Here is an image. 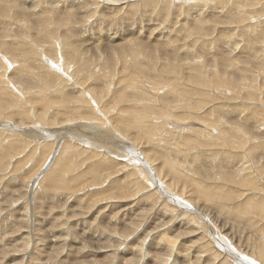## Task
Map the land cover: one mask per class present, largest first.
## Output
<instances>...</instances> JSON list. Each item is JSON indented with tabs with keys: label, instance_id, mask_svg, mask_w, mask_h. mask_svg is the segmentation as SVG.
<instances>
[{
	"label": "bare ground",
	"instance_id": "6f19581e",
	"mask_svg": "<svg viewBox=\"0 0 264 264\" xmlns=\"http://www.w3.org/2000/svg\"><path fill=\"white\" fill-rule=\"evenodd\" d=\"M23 1L29 4L33 2V0H16L14 6L24 5L25 8L27 3ZM34 1L37 2V0ZM44 1L53 5L58 0ZM67 1L73 3L77 0ZM152 1L133 0L126 8L129 11L134 9L135 15H150L149 17H151V12H153L151 11ZM171 1L175 2V0ZM121 2L124 1L121 0ZM212 2H214V6L221 5L225 6L224 8L228 4L240 3V7L238 3H235L240 8L237 16L231 15L232 12L230 11L231 14L229 12L228 15L232 19L225 14L226 20L223 21L224 23L234 22L240 25L241 21L246 18H256L255 11H263L264 9L263 0H251L253 5V8H250L251 11L246 7L249 4H245V6L243 0H223L221 2L213 0ZM101 3H104L106 11L101 15H97L99 19L96 21V26H91L88 29L92 32L93 29H97L95 27H100L99 25L103 19H107L103 18L107 13L108 15L110 13L112 19L117 17L118 20L122 19V16L111 13L113 10L111 6L115 4V0H97L98 5ZM141 4L143 6L139 9ZM176 5L175 3L174 7ZM191 6L193 7V5ZM214 6L211 7L214 8ZM43 9L45 8L43 7ZM68 11L72 12V9L70 8ZM129 11L125 9L121 13L126 15L128 12L131 15ZM74 13L68 14L67 17L69 18L66 21L65 17L61 21L68 22L72 17V23L79 20V17H75ZM92 15H96V11H93ZM29 16L27 15V18ZM193 16V22H197V19L202 18V13L197 12V17L192 12H187L185 15V17ZM148 20L150 21V19ZM202 21L200 20L201 23ZM70 23L69 21L68 24ZM202 24H205V21ZM155 25L156 22L150 23V27ZM153 27L152 30L157 26ZM196 28L194 29L199 30L200 28L202 34V28L205 27L198 25ZM173 31L172 34H169L165 30L163 34L159 32L160 34H157V36H161L159 38L164 37V39L174 37L171 43L166 40L165 45L172 44L170 47L174 53L180 55L179 52H181L184 45L182 48L177 46L178 40L182 37L185 38V36L182 35L181 31L176 36ZM102 32L97 34L98 39L101 38V34L102 37L103 35L109 37L107 31ZM194 33L192 32V34ZM207 33L208 30L206 36ZM186 34H188L187 30ZM121 36L123 38L115 41L124 40L125 43L119 42L117 55L102 53L104 48L101 47L103 49H100L98 45H94L93 48L96 49L91 47L89 51V48H86L89 52L86 55L87 51L83 48L86 55L84 63L93 60L95 64H98L96 70H93L96 74L94 77L91 74L92 72L88 73L85 70V64L81 63L83 65L79 64L80 66L77 67L79 71L75 72L76 74L73 76L69 72L65 75L63 70L61 74H54L52 77L42 74L36 75L38 73H27L26 75H29V79L32 81L31 85L27 83L20 84L21 80L18 82L19 84L13 83L9 80L11 76L8 79V85L18 86V89L15 88V90L18 92L19 99L25 101L26 95L34 91L36 100L39 98L47 106L39 105L40 101L35 102L38 105L33 104L36 101L34 99L32 102L28 100L32 104L31 108H34L31 111L28 108L29 106L14 105L19 101L17 97L13 99L14 104H9V101L7 107L0 106V118L6 116L7 113H10L12 118H17V122L12 119L13 124L10 122H7V124L2 123L0 119V195L9 191L11 197L7 200L8 204L14 205L10 208L13 209V213H19V219L18 217L17 219L20 221H15V223L12 220L3 228H0V264H29L27 257L33 259V264H42L41 258H39L42 254H38V250L49 251L52 247L51 241L56 236H58V242L60 243L63 238L58 233H62L69 228L71 225L70 220L74 216H86L88 213L96 214V216H100L105 220L99 222L100 232L96 226H84L82 232L87 231L86 234L76 235L75 237L81 241L86 240L85 245L73 238L61 249H57V254L52 249L51 255L48 254L51 256V263L104 264L99 260V256L95 257L98 258L97 260L91 258V256L94 257L93 254L99 255L101 253L97 252L104 251L103 253L107 257L105 264H264V164L256 161L259 159L256 157L259 153L256 155L257 152L250 151L256 148L254 145L255 137L259 134L255 132V126L248 124L249 121L254 120L256 107L253 108L254 112H252L254 116H249L246 119L248 122H243L242 127L239 124H242L243 116L236 110L239 106L234 104L230 107V103L228 105L225 103V98L228 100L233 98L237 102L236 98L245 86L226 77V81L230 84L228 86L226 81L222 79L225 78L222 72L220 74L215 73V71L206 73L205 68L202 70L198 66L201 63L196 61L197 66L194 63V66L187 63L191 66L189 70L186 67L187 65H182L183 67L178 70L177 67L181 63L173 64L174 61L167 62L168 59H166V67L156 68L151 63L152 56H147L146 53L141 54L139 50H130L139 44L135 39H129L130 36L126 37L124 34H121ZM202 37L205 44V40L207 41L208 38L204 39V35ZM260 38V49L257 53L258 57L261 58L264 56V37L261 36ZM13 40L15 41V39ZM225 40L228 42L230 39ZM66 41V44H69L67 39ZM197 41L195 44H197ZM63 44L65 43L63 42ZM12 47L14 48L13 45ZM12 47L8 48L12 49ZM109 47L113 48L115 46L108 45L106 48ZM185 48L184 54L192 56L193 50L188 46ZM6 50H4V53ZM24 52L26 53L25 50ZM6 53L10 54V51ZM67 53L72 54L71 52ZM136 54L146 58L150 65L145 60H143L144 62L140 61L134 56ZM252 54L255 57V53ZM185 55L181 57L185 59ZM11 56H9L10 59L13 58ZM7 57L4 59H7ZM14 60L16 61V59ZM39 61L41 62V60ZM113 62L121 65L117 66L115 63L112 65ZM55 65L56 63L50 60L45 68L50 69L52 72L53 68H57ZM92 65L94 66V64ZM21 66L23 65L18 66L16 71H19ZM26 67L24 68L27 69ZM31 67L29 71L34 69L33 66ZM121 70L123 71L122 75L119 74ZM13 71L11 70L8 75ZM90 71L92 70L90 69ZM111 71L117 72L118 75L112 76ZM210 75L217 77L214 81L211 79V83L207 79ZM246 80L248 81V79ZM247 83V87L251 85L249 87L251 90L255 87L254 91L257 94L256 89L258 87L254 84V87H252V83ZM224 84L232 89L231 94H223L222 98H216L215 96L221 93V86ZM32 87L34 90H31ZM4 92L0 96V100L1 98L10 100L12 95ZM52 92L55 94L54 97L48 95ZM257 98L259 96H255V100ZM214 100H218L220 105L216 106ZM223 105L228 108L225 109L226 107ZM221 109H223V114L220 112ZM214 111H216V115H214L216 118H213V120H216L211 122V120L209 121V115H213ZM166 120H170L173 127H178L176 129L178 131H174L178 134L181 133L178 138L174 136L172 142H169L165 137L169 136L170 133L166 126ZM161 121H164L163 125L166 127L164 133L159 130L162 128ZM228 122L231 125L230 127L227 126ZM27 126H31V128L27 129ZM248 126L251 131L248 130L249 128L247 129ZM181 127L184 128V133L179 130ZM207 128L214 133L207 132ZM155 131H157V134H155ZM201 136H203V140L200 139ZM169 137L173 139V136ZM261 137H257L258 140ZM40 138H53V140L46 143V141H38ZM65 138L68 139L65 140ZM33 139L36 141H33ZM155 140L158 145L153 144ZM162 141L163 143H161ZM248 141L251 142V145L253 142L252 146L255 147L249 148L251 145L248 147ZM196 145L197 148L199 146L202 150H196ZM208 145L211 147L209 148ZM158 146L161 148L159 149ZM181 146H185L188 151L181 152L183 150ZM179 148L182 150L180 151ZM157 149H159V154L155 158L148 153V151H154L152 154H155ZM192 149H195L197 153ZM171 152L172 156L166 155ZM199 153H201L199 155L201 157L209 154L211 158H208V156L204 158H208L213 164L207 166L206 162L203 161L205 159H202L203 157L200 159L197 156ZM246 153H249L248 155L253 154V156L251 155L252 158L246 155V158H251L249 160L251 163L246 160ZM177 155L181 157V160L177 159ZM215 158L223 162L218 164ZM133 159L139 160V163ZM258 162L263 166L260 167ZM34 165H36L35 169H33ZM38 187H42V193ZM21 196H23V199L20 201ZM60 196H66L67 198L62 200ZM85 196H88L86 201H84ZM43 198H46L49 203L44 208L41 206L45 204ZM39 199L42 200L39 201ZM97 202L101 204H96ZM69 204H73L74 209L69 210L67 208ZM2 208L0 207L1 210ZM66 208L67 213L65 214ZM3 209L5 210V208ZM45 215L48 216L49 221L42 228L44 218L46 220ZM13 217H15V214ZM1 224L0 219V227ZM101 232L105 235L101 236ZM107 237L113 238L104 242L103 240ZM72 243H76L78 246L72 247ZM103 257L105 259V256Z\"/></svg>",
	"mask_w": 264,
	"mask_h": 264
},
{
	"label": "rangeland",
	"instance_id": "374dc122",
	"mask_svg": "<svg viewBox=\"0 0 264 264\" xmlns=\"http://www.w3.org/2000/svg\"><path fill=\"white\" fill-rule=\"evenodd\" d=\"M124 2H121V0H115V4H110L112 5L111 7H113V10H112V14H117L118 16H122V19L121 20H118L117 18H114L112 19L111 18V15L108 13L103 17V18H107L106 20L103 19L100 23V27H95L97 29H93V32L91 30H88L91 26H96V21L99 19L97 15H101L103 13H105L106 9L104 8V3H101L100 5L97 4V0H77L73 3H69L67 0H58L55 4L53 5H50V4H47V1H44V0H37V2H35L33 0V2H31L30 4L27 3L25 8H24V5L23 6H14V4H16V0H1L0 1V96H2L4 90H6L4 93H10L12 95L11 99L10 100H7L6 98H1L0 100V106H3V107H7V104L8 102L10 101L9 104H14V98L17 97V99L19 100L17 103H15L14 105L16 104H19L21 106H29L28 108L32 111L33 109L31 108L32 104H30L32 101L36 100V96H34V91L31 92V93H28V95H26V99L25 101H23L24 99H19L18 98V92L15 90V88L18 89V86L14 87L12 86L11 84L8 85V81L10 80L11 82L13 83H17V84H22V83H27V84H30L32 83V81H30L29 79V75H26L27 73H38L36 75H45V76H48V77H52L54 74L57 75V74H61L62 70L65 71V75L68 74H72L75 75L79 70L77 67H79L80 65L82 66L83 64L81 63H84V58L86 55H88V51L91 49H96V48H93L94 45H98V47L100 49H103L102 50V53H108L110 55H117V53L119 52V49H117V45L120 44V43H125L124 40L122 41H115V40H118L120 38H123L121 36V34H124L126 35V37H129V39H135L137 41V44L135 47H132L130 50H139L141 54L143 53H146L147 56H152L151 57V63L152 65H154L156 68L157 67H166V63L167 62H173V64H180L178 65V70L179 68L181 69V67H183L182 65H187L186 67L188 68V70L190 69L189 66L190 64L193 65H198V63L196 64V62H199L201 63L200 65H198L202 70L205 68V71L206 73H209V72H214L215 73H218L220 74V72H222L224 74L223 77L225 78H222L223 80H227L226 77H229L233 82L237 81L239 83L242 84V86L244 85L245 88L243 90H241V93L238 95V98H236L237 102L235 101V99L233 98H230L231 100H228L227 98H225V103L228 105L229 103L231 104L230 107L237 105L239 107H237V112L238 113H241L242 116H243V121H242V124L240 123L239 125H241L243 127V122H248V120H246L249 116H254L252 114V112H254V109L253 108H258L259 110H256L255 112V116H254V120L253 121H249L248 124L250 123V125L252 126H255V132L258 133L259 135L257 137H261L259 140L257 137H255V146L256 148H253L255 146H252L253 145V142H252V145H251V142L248 141L247 142V145L249 148H253V150L249 149L250 151H255V153L257 152L256 155H259L256 156L258 157L259 159L256 160V161H259L261 164H264V117H261V116H264V73H263V70H264V56L263 57H258V53L259 52V49H260V46H259V43H260V37H264V9L263 11H255V17L256 18H253V19H248L246 18L245 20H242L240 23V25L238 23H234V22H229V23H224L223 21L226 20L225 18V14L230 17L228 15V13L230 12L231 15H236L237 16V13L238 11L240 10V8L237 7V5L235 3H238V2H235L231 5H226V8H224L225 6H221V5H217V6H214L215 4H213L214 2H212L213 0H175L174 1H171V0H153L152 1V10L153 12H151V17H149L150 15H135V10L132 9L131 11H129L126 7L127 5H129V3H131L133 0H122ZM134 1H141V0H134ZM157 1V2H156ZM197 1V2H195ZM216 1H223V0H216ZM236 1H239V0H236ZM245 1V2H244ZM264 1V0H263ZM14 2V3H13ZM121 2V3H120ZM201 2V3H200ZM211 2V3H210ZM110 3V2H109ZM120 3V4H119ZM123 3V4H122ZM163 3V5H162ZM165 3V4H164ZM171 3V4H169ZM177 4L176 7H174V4ZM195 3V4H194ZM46 4V5H45ZM118 4V5H117ZM122 4V5H121ZM160 4V5H159ZM193 5V7L191 5ZM243 4L245 5H248L249 6H246L247 8H249L248 10L251 11L252 9L250 8H253V5L251 4V0H243ZM2 5V6H1ZM5 5V6H4ZM162 5V6H161ZM171 5V6H170ZM190 5V6H189ZM208 5V6H207ZM42 6V7H40ZM56 6V7H55ZM143 5L141 4L140 8L142 7ZM170 8V9H168ZM189 6V7H188ZM196 6V7H195ZM211 6H214L211 7ZM218 6H220V8H218ZM234 7V8H231L233 11L235 9V11L233 12L230 7ZM238 6L240 7V3H238ZM251 6V7H250ZM5 9H4V8ZM43 7L45 9H43ZM58 7V8H57ZM166 7V8H165ZM186 7V8H185ZM192 7V8H190ZM222 7V8H221ZM236 7V8H235ZM245 7V8H246ZM12 8V9H11ZM72 9V12L71 11H68L69 9ZM174 8V9H173ZM210 8V9H209ZM212 8V9H211ZM238 8V9H237ZM246 8V10H247ZM11 11H9V10ZM22 9V10H21ZM59 9V10H57ZM127 10L130 12L131 15H129V13L127 12L126 15L122 14L121 12L123 10ZM146 10V7L144 8ZM167 9V10H166ZM206 9V10H205ZM229 9V10H228ZM16 10V11H15ZM43 10V11H42ZM66 10V11H65ZM76 10V11H75ZM172 10V11H171ZM216 10V11H215ZM245 10V11H246ZM247 10V11H248ZM93 11H96V15H92L93 14ZM160 11V12H159ZM185 11V13H184ZM227 11V12H226ZM237 11V12H236ZM26 12V13H25ZM75 12V13H74ZM176 12V13H175ZM187 12H192V14H194L196 16L197 12L198 13H202V18L201 19H197V22L194 21V16L193 17H185L186 13ZM70 13H74L75 14V17H79V20H76L72 23V19L73 17L69 20L71 23H72V26H71V23L68 24V22H63L61 21V19L63 17H65V21L69 18L67 17L68 14ZM143 13V12H142ZM184 13V14H183ZM218 13V14H216ZM223 15H221V14ZM233 13H236V14H233ZM15 14V15H14ZM73 14V15H74ZM121 14V15H120ZM154 14V15H153ZM173 14V15H172ZM205 14V15H204ZM27 15L29 16L27 18ZM38 15V16H37ZM108 15V17H106ZM159 15V17H158ZM183 15V16H182ZM204 15V16H203ZM260 15V16H259ZM133 16V17H132ZM137 16V17H136ZM259 16V17H258ZM3 17V18H2ZM35 17V18H34ZM77 17V18H78ZM87 17V18H86ZM97 17V19H96ZM142 17V19H141ZM172 17V18H171ZM197 17V16H196ZM92 18V19H91ZM140 18V19H139ZM232 19V17H230ZM228 18V19H230ZM45 19V20H44ZM90 19V20H89ZM134 19V20H133ZM144 19V20H143ZM150 19V21L148 20ZM210 19V20H209ZM234 19V17H233ZM259 19V20H258ZM85 20V22H83ZM92 20V21H91ZM158 20V21H157ZM199 20V21H198ZM200 20H203L202 23H204L205 21V24H202L200 22ZM252 20V21H251ZM12 21V22H10ZM136 21V22H135ZM212 21V22H211ZM221 21V22H219ZM3 22V23H2ZM17 22V23H16ZM90 22V24H89ZM93 22V23H92ZM127 22V23H126ZM148 24H147V23ZM156 22V25L154 27H156L154 30H152V27H150V23H155ZM19 23V24H18ZM106 25H105V24ZM142 23V24H141ZM194 23V24H193ZM198 23V24H197ZM201 23V24H200ZM247 23V24H246ZM252 23V24H251ZM158 24V25H157ZM214 24V25H213ZM244 24V25H242ZM257 24V25H256ZM260 24V25H259ZM17 25V26H16ZM87 25V26H86ZM103 25V26H102ZM182 25V26H181ZM184 25V26H183ZM203 26L205 28H202V34L204 35V39L208 38V42L205 40V44H204V40H203V35L201 34V30L199 28V30H195L194 28H196V26ZM207 25V27H206ZM230 25V26H229ZM71 26V28H70ZM108 26V27H107ZM110 26V27H109ZM233 26V27H232ZM248 26V27H246ZM49 27V28H48ZM51 27V28H50ZM73 27V28H72ZM139 27V28H137ZM149 27V28H148ZM153 27V28H154ZM184 27V28H183ZM193 27V28H192ZM228 27V28H227ZM231 27V29H230ZM105 28V30H104ZM151 28V29H150ZM172 28V29H171ZM182 28V29H181ZM208 28V29H207ZM210 28V29H209ZM218 28V29H217ZM226 28V29H225ZM262 28V29H261ZM68 29V30H67ZM177 29V30H176ZM187 30V33L186 34V30ZM191 29V30H190ZM197 29V28H196ZM25 30V31H24ZM50 30V31H49ZM98 32H97V31ZM157 30V31H156ZM169 34H172V30L173 33L175 32L176 36L178 35L177 33H179L181 31L182 35L185 36V38H179V42L177 44V46H183V48L185 47H189L191 48V50H193V54H194V51H195V54L192 56L190 55H185L184 54V51H186V48L183 50V48L181 49V52L180 55H176L174 53V51L172 50V48L170 47V45H165L167 41H170L171 43V40H174L173 38L174 37H171V39H164V37L162 38H159L161 36H157V34H160L162 32L163 34V31H165ZM170 30V31H169ZM208 30V33H207V36H206V32ZM231 30V32H230ZM64 31V33H63ZM90 31V32H89ZM95 31V32H94ZM102 31H107L108 36H104L102 37V34L103 32ZM133 31V32H132ZM140 31V32H139ZM199 31V32H197ZM11 32V33H10ZM82 32V33H80ZM84 32V33H83ZM101 34V38L98 39L97 38V34ZM140 35H139V33ZM160 32V33H159ZM192 32L194 34H196V38L199 39L197 41V39L194 37V34H192ZM197 32V33H196ZM258 32V33H257ZM5 33V35H8V36H5L3 35ZM136 33V34H135ZM205 33V34H204ZM219 33H222L221 35ZM230 33V34H229ZM232 33V34H231ZM258 35H257V34ZM40 34V36H39ZM71 34V35H70ZM210 34V35H208ZM256 34V35H255ZM83 35V36H82ZM135 38H134V36ZM138 35V36H137ZM190 35V36H189ZM193 35V36H192ZM199 35V36H198ZM260 35V37H258ZM60 36V37H59ZM64 36V37H63ZM116 36V37H114ZM148 36V38H147ZM150 36V37H149ZM152 36V37H151ZM155 36H157L155 38ZM189 36V37H187ZM198 36V37H197ZM206 36V37H205ZM7 39H6V38ZM11 37V38H10ZM31 37V38H30ZM140 37V38H138ZM187 37V38H186ZM191 37H194V38H191ZM258 37V39H257ZM5 38V40H4ZM65 38V39H63ZM76 38V40H75ZM138 38V39H137ZM151 38V39H150ZM252 38V40H251ZM260 38V39H259ZM15 39V41L13 40ZM16 39H18L16 41ZM28 39V40H27ZM61 42H58L59 40ZM66 39L69 41L68 43L69 44H66ZM114 39V40H113ZM153 39V40H152ZM165 41H164V40ZM190 39V40H189ZM191 39H193L191 41ZM225 39H230L228 40V42L225 40ZM13 40V41H12ZM33 40V41H32ZM147 40V42L145 43V41ZM152 40V41H151ZM167 40V41H166ZM201 40H203L202 43ZM9 41V43L7 44V42ZM12 44H11V42ZM29 41V42H28ZM75 41V42H74ZM197 41V44H195ZM226 41V42H225ZM5 42V43H4ZM19 42V44H18ZM63 42L65 44H63ZM81 42V43H80ZM83 42V43H82ZM95 42V43H94ZM120 42V43H119ZM149 42V44H148ZM164 42V43H163ZM191 42V43H190ZM225 42V43H224ZM237 42V43H236ZM25 43V44H24ZM35 43V44H34ZM154 43V44H153ZM181 43V44H180ZM188 43V44H187ZM194 43V44H193ZM220 43V44H219ZM57 44V45H56ZM83 44V45H82ZM115 44V45H114ZM187 44V45H185ZM192 44V45H191ZM208 44V45H207ZM6 45V46H5ZM12 47V45L14 46V48L12 47V49H9ZM11 45V46H9ZM18 45V46H17ZM27 45V46H26ZM35 45V47L33 46ZM77 45V46H76ZM86 45V46H85ZM102 45V46H101ZM107 45V46H106ZM108 45H111V46H115L113 48H106L108 47ZM145 45V46H144ZM163 45V46H162ZM176 45V44H175ZM198 45V46H197ZM204 45V46H203ZM248 45V47H247ZM4 48H3V47ZM21 46V48H20ZM60 46V47H59ZM68 46V47H67ZM223 46V47H222ZM232 46V47H231ZM238 46V47H237ZM258 46V47H257ZM8 49H7V48ZM57 47V48H56ZM67 47V48H66ZM103 47V48H101ZM231 47V48H230ZM7 50H6V49ZM87 51L86 48H89L88 51L86 52V55L84 54V49ZM135 48V49H134ZM159 48V49H158ZM234 48V49H233ZM3 49V50H2ZM15 49V50H14ZM22 49V50H20ZM113 49V50H112ZM232 49V50H231ZM256 49V50H255ZM4 50L5 53H4ZM13 50V51H12ZM24 50L26 51V53L24 52ZM62 50V51H61ZM110 50V52H109ZM116 50V52H115ZM190 50V51H191ZM9 52L10 51V54L9 53H6V52ZM16 51V53H15ZM23 51V52H21ZM30 51V52H29ZM40 51V52H39ZM56 53H55V52ZM78 51V52H77ZM202 51V52H201ZM227 51V52H226ZM32 52V53H31ZM67 52H71L72 54L70 53H66ZM203 54H201V53ZM233 52V53H232ZM4 53V54H3ZM28 53V54H27ZM58 53V54H57ZM63 55H62V54ZM77 56L80 54V56ZM200 53V54H199ZM252 53H255V57ZM9 54V55H7ZM15 54H17L15 56ZM25 54V55H24ZM31 54V55H30ZM175 54V55H174ZM199 54V56H198ZM4 55V57H3ZM12 55V56H11ZM15 57H14V56ZM29 55V57H28ZM35 55V56H34ZM57 55V56H56ZM59 55V56H58ZM62 55V57H61ZM68 55V56H67ZM185 55V59L184 57H181ZM8 56V57H7ZM13 57V61L12 59H10V57ZM24 56V57H23ZM27 56V57H26ZM66 56V57H65ZM72 56V57H71ZM83 56V57H82ZM136 56L140 61H143L145 60V62L147 64L150 65V63H148L146 61V58L140 56L139 54H136L134 55ZM175 56V57H174ZM196 56H198V58H196ZM201 56V57H200ZM219 56V57H218ZM233 56V57H232ZM7 59H4L6 58ZM45 57V58H44ZM81 57V58H80ZM190 60H187L188 58ZM193 57V59H191ZM200 57V58H199ZM9 58V60H8ZM18 58V59H17ZM29 60H28V59ZM62 60H61V59ZM181 58V59H180ZM183 58V59H182ZM187 58V59H186ZM16 59V61L14 60ZM20 59V60H19ZM26 59V60H24ZM33 59V60H32ZM64 59V60H63ZM72 59V60H71ZM166 59H168V61L166 62ZM179 59V61H178ZM230 59V60H229ZM234 59V60H233ZM256 59V60H255ZM3 60V61H2ZM7 60V61H6ZM41 60V62L39 61ZM43 60V61H42ZM52 60L56 63V67L57 68H53L54 70L51 72L50 69L48 68H45V65L48 63V61ZM57 60V61H56ZM75 60V62H74ZM183 60H185L183 62ZM208 60V61H207ZM221 60V61H220ZM253 60V61H252ZM29 61V62H27ZM69 61V63H68ZM189 61V62H188ZM196 61V62H195ZM215 61V62H214ZM219 61V62H217ZM256 61V62H254ZM258 61V62H257ZM5 65H4V63ZM9 62V64H8ZM13 62V63H12ZM17 62V64H16ZM23 62V63H22ZM25 62H27L25 64ZM62 62V64H60ZM73 62V63H71ZM93 62V60H92ZM91 61H87L85 62V70L88 71V73H91L92 76L94 77L96 74H95V70H96V66L98 67V64H95L94 62L92 63ZM144 62V61H143ZM191 62V63H190ZM222 62V63H221ZM19 63V64H18ZM29 63H33L32 65L29 64ZM36 63V64H35ZM88 63H89V67H88ZM91 63V64H90ZM117 64V66H120L121 64H118L117 62H113V64ZM184 63V64H183ZM189 65H188V64ZM216 63V64H215ZM229 63V64H228ZM29 64V65H28ZM45 64V65H44ZM53 64V63H52ZM77 64V65H76ZM80 64V65H79ZM87 64V65H86ZM94 64V66L92 65ZM214 67H213V65ZM237 64V65H236ZM2 65V66H1ZM17 65V66H16ZM20 65H23L21 66V68H19V71H16L17 67L20 66ZM27 66L25 69L24 67ZM54 65V64H53ZM70 65V66H69ZM126 65V63L124 64V66ZM193 65V66H194ZM203 65V66H202ZM206 65V66H205ZM210 65V66H209ZM217 65V66H216ZM11 66V67H10ZM15 66V67H14ZM29 66V67H28ZM33 66L34 69H32L31 71H29ZM39 66V67H38ZM76 66V67H75ZM87 66V68H86ZM212 66V67H211ZM4 67V68H3ZM14 71H13V69ZM31 67V68H30ZM66 67V69H65ZM71 69H70V68ZM75 70H73L72 69ZM95 67V68H94ZM220 67V68H219ZM30 68V69H29ZM90 68L92 71H90ZM222 68V69H221ZM233 68V69H232ZM3 69V70H2ZM6 69V70H4ZM45 69H46V72H45ZM52 69V68H51ZM88 69V70H87ZM212 69V70H211ZM215 69V70H214ZM224 69V70H223ZM238 69V70H237ZM8 70V72H7ZM13 71L11 72V74L8 75V73L10 71ZM26 70V72H25ZM28 70V71H27ZM35 70V71H34ZM50 70V72H49ZM73 70V71H71ZM77 70V71H76ZM94 70V71H93ZM18 73H16V72ZM21 71V72H20ZM23 71V72H22ZM38 71V72H36ZM55 71V72H54ZM67 71V72H66ZM225 73H224V72ZM261 71V72H260ZM4 72V73H3ZM15 72V73H14ZM25 72V73H24ZM60 72V73H59ZM76 72V73H75ZM94 72V73H93ZM3 73V74H2ZM14 73V75H13ZM45 73V74H44ZM74 73V74H73ZM97 73V71H96ZM123 71L121 70L119 72V74L122 75ZM233 73V74H232ZM263 73V74H262ZM17 74V75H15ZM94 74V75H93ZM110 74L112 76H115V75H118L117 72L115 71H111ZM238 74V75H237ZM256 74V75H255ZM6 75V76H5ZM11 76V78H10ZM14 78H13V77ZM19 78H18V77ZM218 76V75H217ZM242 76V78H241ZM6 77V78H5ZM18 79H17V78ZM240 77V78H239ZM247 77V78H246ZM263 77V78H262ZM10 78V79H9ZM215 77L214 75H210L207 77V79L209 80V82L211 83L212 80L214 81L215 80ZM250 78V80H249ZM9 79V80H8ZM212 79V80H211ZM248 79V81L246 80ZM14 80H17V81H14ZM21 80V81H20ZM241 80V81H240ZM245 82H244V81ZM5 81V82H4ZM20 81V82H19ZM23 81V82H22ZM28 81V82H26ZM254 81V82H253ZM19 82V83H18ZM243 82V83H242ZM252 83V87H254L255 85L258 87L256 89L257 91V94H255V87L251 90L249 87H251V85H249V87H247L246 85H248V83ZM3 83V84H2ZM226 84L229 86L230 84L226 81ZM254 84V86H253ZM4 85V86H3ZM225 84L223 86H221V93L219 95H216L215 97H219V98H222L225 94V95H229L231 94V88H229L228 86H225ZM14 87V89H13ZM227 87V88H226ZM12 88V89H11ZM224 88V89H223ZM229 88V89H228ZM31 90H34V88L32 87ZM30 90V91H31ZM223 90V91H222ZM261 92H260V91ZM247 91V92H246ZM249 91V92H248ZM13 92V93H12ZM215 92V91H214ZM230 92V93H229ZM246 94H245V93ZM263 92V94H262ZM54 92L52 93H49L48 95L51 96V97H54L55 94H53ZM212 95H213V91L211 92ZM210 93V95H211ZM249 94V95H248ZM262 94V95H261ZM14 95V96H13ZM16 95V96H15ZM63 95V94H62ZM244 95V97H243ZM251 96L250 99L249 97L247 98L246 97ZM253 95V96H252ZM28 96V97H27ZM33 96V98H32ZM255 96H259V98H257L255 100ZM234 97V96H233ZM243 97V98H242ZM263 97V98H262ZM31 98V99H30ZM245 98V99H244ZM34 99V100H33ZM239 99V100H238ZM243 99V100H242ZM28 100H30L28 102ZM252 100V101H251ZM259 100V101H258ZM5 101V102H3ZM38 103L39 105H44V106H47L46 104H44L43 102H41L42 100H36L34 101L33 104H36L38 105L37 103L35 102H39ZM228 101V102H226ZM234 101V102H233ZM21 102V104H20ZM28 102V103H26ZM214 103H216V106L220 105V102L217 101H213ZM3 103V104H2ZM5 103V104H4ZM24 105H23V104ZM258 103V104H257ZM27 104V105H25ZM248 104V105H247ZM256 104V105H255ZM222 106V105H221ZM224 107H226L225 109H227L228 107L226 105H223ZM259 106V107H258ZM107 109V108H106ZM105 109V110H106ZM222 110H220L221 114L222 113ZM241 110V111H239ZM243 110V111H242ZM248 111V112H247ZM215 112V113H214ZM213 112V115L210 114L209 115V121L211 120V122H214L216 119L213 120V118H216L214 115H216V111ZM247 113V114H246ZM260 113V114H259ZM258 114V115H257ZM263 114V115H262ZM212 116V118H210ZM260 116V117H259ZM245 117V119H244ZM260 120V121H257V119ZM261 118V119H260ZM2 123H5L7 124V122H10L13 124V120H15V122H17V118H12V115L10 113H7L6 116L4 117H1L0 118ZM13 119V120H12ZM256 119V120H255ZM238 121H240L238 119ZM166 126L169 130V136H173V139H170L169 136H165L166 139L169 141V142H172L174 141V136L175 138H178L179 135L181 134H178L176 131V129H178V127H173V123H171L170 120H166ZM241 122V121H240ZM259 122V123H258ZM255 123V125H254ZM258 123V124H257ZM164 121H161V129H159L160 131H165V128L164 127ZM257 124V125H256ZM194 126H199V125H194ZM228 127H230V123L228 122L227 124ZM27 129L28 128H31V126H27L26 127ZM224 128V127H223ZM222 128V129H223ZM249 128V126L247 127V129ZM258 128V129H257ZM184 128L181 127L179 130H182L183 133H184ZM208 129V128H207ZM176 130V131H174ZM248 130L251 131V129L249 128ZM256 130H259V131H256ZM261 130V131H260ZM181 131V132H182ZM208 131H211L210 129L207 130ZM262 132V133H261ZM211 133H214L211 131ZM155 134H157V131H155ZM216 134V133H215ZM263 134V135H261ZM256 136V135H255ZM203 136L200 137L201 140H203L202 138ZM172 138V137H171ZM257 138V139H256ZM68 138H65V140H67ZM53 138H40L38 139V141H46V143L52 141ZM32 141V140H31ZM33 141H36L35 139H33ZM32 141V142H33ZM223 141V140H221ZM163 143V141L161 142ZM249 143V144H248ZM262 143V144H261ZM33 144V143H32ZM153 144L155 145H158L157 141H153ZM257 144V145H256ZM210 145V144H209ZM208 145V147H209ZM211 147V146H210ZM209 147V148H210ZM158 148L160 149L161 147L158 146ZM181 148L183 149H180L181 152H186L188 151L186 149L185 146H181ZM199 148V146H198ZM197 148V145H196V150H202L201 148L198 149ZM159 149H157L155 152V154H152L154 153V151H148V153L152 156V157H157L158 156V151ZM186 149V150H185ZM194 149V150H195ZM192 149V151H194ZM195 150V151H196ZM194 151V152H195ZM237 151V150H236ZM197 153V151L195 152ZM202 153V152H201ZM201 153H199L197 156L201 155ZM37 154V153H36ZM35 154V155H36ZM170 154V155H169ZM249 153H246L245 154V158L248 156L250 157L251 155L253 156L252 153H250L251 155H248ZM167 156H172V152L171 153H167L166 154ZM247 155V156H246ZM174 156V155H173ZM208 156V158H211L209 157V154L208 155H205L204 157L206 158ZM251 156V158H252ZM176 157V156H175ZM178 157V158H177ZM177 159L181 160V157L179 155H177ZM180 157V158H179ZM203 157V156H202ZM201 156H199V158L201 159L202 158ZM202 158V159H205V158ZM205 159L203 160L204 163L206 162V165L208 166V164H213L209 159ZM251 158H246V160H251ZM261 158V159H260ZM183 159V158H182ZM218 158H215V161L217 160ZM134 160V159H133ZM136 162L139 163V160H134ZM223 161H218L217 160V163H221ZM258 162V163H259ZM182 163V162H180ZM249 163H251V161H249ZM259 163V166H261V164ZM254 164V163H252ZM215 165V164H214ZM36 165L33 166V169H35ZM24 184H25V181H24ZM42 187H38V189H40L41 193L43 192V190L41 189ZM33 191V189H32ZM7 195V196H4V195ZM9 191L5 192L4 194H1L0 195V207L2 208H5V211L3 208L2 210L0 209V219L2 221V224H1V227L0 228H3V226H6L10 221L13 220V222L15 221H19V213L17 214V212L13 213V209L10 208L11 206H14V205H9L8 204V201L10 199L11 196H9ZM42 195V194H41ZM9 196V197H8ZM4 197V198H3ZM6 197V198H5ZM8 198V199H7ZM60 198L62 200H65L63 198H67L66 196L63 197V196H60ZM88 198V196H85L84 197V201H86V199ZM23 199V196L20 197V201ZM42 200V199H39V201ZM43 200L45 201V204L44 205H41L42 208L44 207H47L49 205L48 203V200L46 198H43ZM19 201V202H20ZM4 202V203H3ZM18 202V203H19ZM6 203V204H5ZM17 203V204H18ZM16 204V205H17ZM74 204V203H73ZM73 204H69V207H67L69 210H72L74 209L75 206H73ZM96 204H101V203H96ZM21 206V205H20ZM50 207V206H49ZM10 208V209H9ZM67 208L65 210V214L67 213ZM9 209V210H8ZM4 211V212H3ZM13 213V214H11ZM5 214V215H4ZM10 214V216H9ZM15 214V217H13ZM4 215V216H3ZM8 215V217H7ZM12 215V216H11ZM18 215V216H17ZM3 216V217H2ZM2 217V218H1ZM18 217V219H17ZM46 217V215H45ZM7 220H5V219ZM11 219V220H10ZM5 220V221H4ZM45 221V222H44ZM48 216L46 217V220L44 218L43 222H42V228L44 227V225L46 224V222H48ZM101 221H105L103 218H101L100 216H96V214H91V213H88L86 216H74L73 219L70 220L71 222V225L69 226V228H67L64 232L62 233H58V235L60 237L63 238V240L59 243L58 242V236H56L52 241H51V245L52 247L50 248L49 251H44V250H38V254H42L40 255L39 258H41V261H42V264H53L51 263V253H52V249L55 251V254H57V249H61L63 245H65L67 242H69L71 239L73 238H76L75 236H82V235H85L86 232H82V229L84 226L88 225L89 227H93V226H96V228L99 230H101L100 226H99V222ZM5 222V223H4ZM7 222V223H6ZM20 222V221H19ZM16 223V222H15ZM13 227L16 228V226L14 224H12ZM30 226V225H29ZM12 227V226H10ZM8 228H9V225H8ZM30 228V227H29ZM1 230V229H0ZM105 234H103L101 232V236H104ZM95 236H97L95 234ZM113 238V237H112ZM110 237H107L105 238L103 241L104 242H107L109 241L110 239H112ZM81 244L85 245V241L86 240H83L81 241L79 238H76ZM56 243V244H55ZM78 246V244L76 243H72V247H76ZM93 250V249H92ZM60 251V250H59ZM104 251H100V252H97V253H101V254H93L94 253V250H93V256H91V258L93 259H98L100 261H102L101 263H106V255H104L103 253ZM109 253V252H108ZM50 254V255H48ZM103 254V255H102ZM42 256V257H41ZM49 256V257H48ZM98 257V258H95V257ZM102 256V260L100 259V257ZM105 256V259L104 257ZM121 256H124V255H121ZM28 261H29V264H33V259L30 257H27L26 258ZM46 259V260H45ZM38 261V259H37ZM48 261V262H47ZM104 261V262H103Z\"/></svg>",
	"mask_w": 264,
	"mask_h": 264
}]
</instances>
